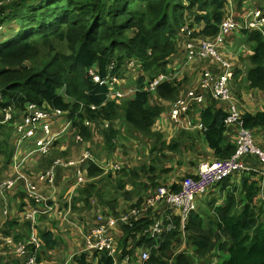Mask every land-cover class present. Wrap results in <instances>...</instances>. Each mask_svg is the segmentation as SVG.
Wrapping results in <instances>:
<instances>
[{
  "label": "trees",
  "instance_id": "16d2710c",
  "mask_svg": "<svg viewBox=\"0 0 264 264\" xmlns=\"http://www.w3.org/2000/svg\"><path fill=\"white\" fill-rule=\"evenodd\" d=\"M252 2L264 16V0H232L237 22L245 16L247 4L252 7L249 5ZM227 14V0H0V30L12 33L0 40V110L12 107L16 114L23 113L33 103L66 113L71 122V138L78 136L89 142L98 135L97 147L103 151L116 149L120 124L132 132L130 137L149 144L150 157L142 158L134 167H115L104 173L93 158L81 164L85 176L91 180L76 188L65 208L84 212L93 207L95 200L100 207L115 213L120 199L142 202L159 186L154 182L157 165L168 159L166 151L177 152L179 144L174 139L166 143L153 127L165 112L164 103L171 106V116L174 102L187 89V80L186 77L162 80L152 89L150 84L158 77L168 76L173 57L179 52L186 53L188 37L181 31L183 25L193 29L192 37L196 40H214ZM240 31L249 41L246 57L239 58L246 63L243 69L235 71L231 65L230 81L231 93L240 95L239 99L243 89L264 94V29ZM129 60L138 63L139 73L133 76L131 84L125 85ZM90 71L100 80L108 79V84L95 81ZM115 91L122 96H109ZM204 99L207 103L200 110V124L205 140L218 159L227 158L236 150L223 136L228 104L220 105V100L210 95ZM195 105L191 103L177 123ZM14 119L0 124V183L14 152ZM240 122L251 131L264 129V105L254 112L242 110ZM59 144L52 141L43 167L53 164L56 157L66 163L71 147L60 148ZM121 146L127 155L126 144ZM249 162L261 165L255 157H250ZM58 166L63 165H57L56 171L60 169ZM163 170L161 166L160 171ZM243 173L237 182L230 181L231 175L213 185L203 196L209 193L211 197L226 189L223 201L216 204L218 199H210L208 212L196 206L189 213L183 231L175 218L176 228L162 236L159 244L145 234L155 215H159L156 211L131 217V224L121 226L115 257L121 260L144 244L151 248L145 264H166L171 257L174 264H197L196 260L199 264H211L214 257L220 259L217 264H264L261 183L253 178L254 172ZM182 178L168 184L171 192L179 190ZM54 204L52 201L47 205ZM45 214L37 216L34 226L39 247L35 249L28 244L26 254L21 256L23 260L0 255V264H25L29 256L39 264L42 261L54 264L49 263L48 254L56 250L59 239L44 224ZM39 221L42 224L37 225ZM30 227V222L21 217H8L0 228V238L11 236L18 243ZM184 246L190 247L192 255L182 250ZM73 262L113 264L114 260L106 252L93 251L91 255L86 252L75 255Z\"/></svg>",
  "mask_w": 264,
  "mask_h": 264
},
{
  "label": "crops",
  "instance_id": "0c3cea01",
  "mask_svg": "<svg viewBox=\"0 0 264 264\" xmlns=\"http://www.w3.org/2000/svg\"><path fill=\"white\" fill-rule=\"evenodd\" d=\"M247 6L245 7V9L247 8L245 16L250 11L248 9H251ZM240 29L242 28L232 31H239ZM242 49H232V51L228 53L224 52L225 56L230 58L234 71L236 69H243L246 63L245 59H239L240 56L245 58L247 54V50H245V52ZM168 67L170 73L168 74L167 80H179L186 77L187 89L184 90L180 96L186 95L189 90L199 89L200 76L203 69H208L214 73L221 69L220 65L213 60H200L199 58L188 59L184 52H179L175 55ZM233 94L235 93L233 92ZM241 95L242 101L236 100L238 109L241 112L242 110L254 112L261 109L264 105V94L261 95V93L254 90L243 89ZM206 103L205 99L202 102L196 103L194 108L190 110L187 115L182 116L179 123L171 119V106L164 103L165 112L156 119L153 131L160 133L166 143L173 139L177 140L179 150L177 152H165L168 155V159L165 160L162 165L160 163L157 165V175L154 178L155 183L159 185H172L175 181L184 176L195 174L200 162L218 159L214 151L208 146V142L204 137V131L199 127L201 122L200 110L206 106ZM224 103L225 102L220 101V105L226 106L227 104ZM14 118L12 130L14 152L11 162L7 166V174L5 173V178L3 179H11L14 185L13 188L7 192L0 191V228L8 217H16L19 219L22 216V208L30 210L29 206L32 207V209L36 208L34 206H37L38 209H41L44 202L48 203L53 201L55 204L52 206L51 210L46 212L45 215L47 216L44 219V224L55 233L56 238L59 239V244L55 251L48 254L51 258L49 263L75 264L73 262V257L75 255L82 252L91 255L93 250L89 248L86 242V236L90 228L99 224L97 220L99 215L104 217L110 215L116 218V222L113 225L106 226L105 234L113 237L115 243L118 244L119 238L122 236L121 226L122 224H126L121 218L129 216L131 211L139 208L146 198L142 202H136V199L132 201L120 199L115 213L107 207H100L95 200L92 201L93 207L84 212H72L69 206L65 208L64 205L70 204L71 198L75 195L78 186L91 180L85 176V173L81 169V164L87 161L82 159L83 155H91L93 158L92 161L97 163V165L103 169L104 173H107L108 171H113L115 167L120 169L124 166H137L144 157L148 159L150 157L148 154L149 144L140 138L130 137L129 135L132 132H127L124 124H120L118 126L121 130V134L117 138L116 149L113 151H103L101 148L99 149V147H97V143L100 140L99 136L96 135L97 133L89 142L81 141L78 136L76 138H71V122L67 114H56L49 119V122L52 121V126H50L49 123L50 132L56 135L54 140L59 141L60 148L70 145L71 155L67 156L69 158L66 159V162L74 161V164L58 166L60 169L55 172L54 180L49 183L44 178H41V176L52 166V162L50 165L43 167L44 159L47 156L39 155L36 157L32 152L35 146V140L42 135L41 125H38L37 131L34 132L33 136L19 139L20 134L17 132V125L23 122V113L16 114ZM225 128L223 132L224 141L235 145L237 140V126L231 125ZM255 130L257 132L255 143L260 147H264V129ZM72 140L76 142H72ZM125 144L127 146V155L123 153L124 150L121 146ZM94 149L95 151L93 152ZM60 159L62 158L56 157V160ZM161 166L164 169L163 171H160ZM28 184H33L34 188L30 189ZM78 206L81 207V209L83 208V206L79 204ZM174 217L176 218V215ZM40 224H42L41 221L37 222V225ZM31 229L30 227V230L27 229V232L25 231V236H23L18 243H15L11 236L0 238V255L17 256L16 258H21V260H23L24 258L21 256L26 253L18 252L17 246L19 244L28 243V239L32 232ZM183 236L181 235L182 238ZM142 246L145 245L142 244ZM141 247L134 251V257L129 255L128 261H124L123 259L119 260L115 257L113 264H145L146 262L140 259ZM149 249L151 251L150 247ZM137 250H139V252H137ZM182 250H186V253L192 255V253H190V248L188 249L184 246ZM177 252L178 250L175 251V253ZM34 264L39 263L35 262ZM40 264H45V261H42ZM166 264H174L173 257H171L169 261L167 260Z\"/></svg>",
  "mask_w": 264,
  "mask_h": 264
},
{
  "label": "built area",
  "instance_id": "2783aa9c",
  "mask_svg": "<svg viewBox=\"0 0 264 264\" xmlns=\"http://www.w3.org/2000/svg\"><path fill=\"white\" fill-rule=\"evenodd\" d=\"M227 2L228 8L231 7L232 0H227ZM238 28L263 30L264 16L262 15V12L258 9L250 10L244 17L242 24L234 20L231 15H227L219 25V30L214 40L208 38L196 40V38L192 37V28L188 25H183L181 28L182 33L188 37L186 43L187 58L213 60L220 65L221 70L214 73L208 69H203L200 76L199 89L189 90L186 95L178 98L172 106L171 117L175 122H178L180 116L190 109L191 103L202 102L206 95H210L215 100L226 102L228 104V115L226 116L224 123L226 126H237V140L235 143L236 150L227 158L200 162L195 174L182 178L178 185L179 190L176 192H171L168 185L161 184L157 186L156 189L153 190V193L145 199L139 208L131 211L129 216L121 218L126 224H131V217L137 218L150 210L156 211L159 215H155L152 224L146 229L145 234L154 240L157 239L158 244L163 240L162 236L176 228L174 220L175 215L179 228L183 231L189 213L197 206L196 199L199 196L204 195L213 185L235 173H256L261 183V196L264 200V149L255 143L252 137V131L244 128L240 122L241 112L236 105V100L234 99L230 88V81L233 76L231 63L227 59V56L218 53L215 48L224 40L226 35L232 30ZM90 73L93 75L95 81L108 84V79L100 80L99 76L93 74L92 71H90ZM167 78L168 76L156 78L150 84V88H155L158 82L166 80ZM116 95L122 96V94L117 91L109 93V96ZM60 113L62 112L55 110L50 111L45 107H39L33 103L28 104L23 112V122L17 125V132L20 134L19 139L33 136L40 124L42 135L35 140V146L32 152L34 154L37 153L40 156H46L49 153L52 141L56 138V135L50 132L49 119ZM14 114L15 110L12 107L0 110V124L9 123L13 119ZM199 127L201 128L202 125L199 124ZM250 157L257 158L261 165L259 167L251 165L249 162ZM82 159L92 160V156L85 154ZM70 164H74V161L63 163L60 160H55L52 166L44 172L41 178H44L47 182L51 183L54 180L56 166ZM13 185L14 182L11 179L3 180L0 183V191L7 192L13 188ZM28 186L30 189L34 188L33 184H28ZM47 204V202H44L41 209L33 208L30 210L24 209L22 211L21 218L30 222L32 232L27 244H19L17 246L18 252L24 253L28 244L34 245L35 249L39 247L34 226L39 214L46 213L52 209L53 205ZM97 220L99 221V224L89 231L86 236V242L89 245V248L94 252H106L114 260L117 255V244L113 237L105 234V230L106 226H111L116 222V218L110 215L105 217L99 215ZM183 235L184 232L182 236ZM149 258V247L142 246L140 248V259L143 262H147ZM123 260L128 261V255H125ZM34 263L35 258L33 256H29L25 262V264Z\"/></svg>",
  "mask_w": 264,
  "mask_h": 264
},
{
  "label": "rangeland",
  "instance_id": "374dc122",
  "mask_svg": "<svg viewBox=\"0 0 264 264\" xmlns=\"http://www.w3.org/2000/svg\"><path fill=\"white\" fill-rule=\"evenodd\" d=\"M249 5H252V7H250L251 9H248V10H253V9H258V7H257V5L255 4V3H250ZM259 10V9H258ZM227 15H231L232 16V18L234 19V17H235V15H234V7H233V3L231 4V7H229L228 8V14ZM245 17V16H244ZM244 17H242L241 18V20H240V23L242 24L243 23V21H244ZM235 20V19H234ZM0 33H1V35H0V40H3V39H5V38H7V37H9V36H11L12 35V33H7L6 31H5V29H1L0 30ZM230 33H232V34H230ZM228 35H226L225 36V38H224V40L221 42V43H219L215 48H216V51L218 52V53H220V54H222V55H225V53L224 52H226V53H228L229 51H232V49H236V50H241L242 48V50L243 51H245V50H247L248 49V44H249V41H248V39H247V35L246 34H244V33H241V31L239 30V31H231ZM238 52V51H237ZM246 52V51H245ZM137 67H139L138 66V63L137 62H135V61H128L127 62V69H125L126 70V72H128L127 74H125V81L124 82H126L125 83V85H129V84H131L130 82L133 80V76H137V74L139 73V71H137ZM232 88V87H231ZM233 97L234 98H236V100L238 99V100H240V102L242 101L241 99H239V97H240V95L238 96L237 94H233ZM50 123V126H52V121H50L49 122ZM252 137H253V139H254V141H255V138L257 137V132H256V130H254V131H252ZM263 149H264V147H263ZM35 156L36 157H38L39 156V154H37V153H35ZM244 174V173H243ZM241 174H238V175H236V173L235 174H233L232 175V177L230 178V181H232V182H237V181H239V176H240ZM253 178L254 179H257L258 180V176H257V174L256 173H254V175H253ZM233 184V183H232ZM227 186H230L229 184L227 185ZM218 189V188H217ZM225 190V192H216V194L215 195H213V196H211L210 197V195H209V193L208 194H206V196H201V197H198L197 199H196V204H197V206L200 208V209H202L203 208V210L204 211H207L208 212V201L210 200V199H212V198H216V199H218V201H216V204H218V203H220V202H222L223 201V199H222V196H224L225 194H227V190L226 189H224ZM228 190H231V188H228ZM238 194H239V192L237 191L236 193H235V196L236 197H238ZM106 197V196H105ZM190 248V247H189ZM192 249V248H191ZM137 252H139V250H137ZM151 252V251H150ZM151 255V254H150ZM132 257L134 256V254L133 255H131ZM128 257H130L129 255H128ZM220 261V259H219V257L217 258V257H214V258H212L211 259V264H217L218 262ZM199 261H197L196 260V263L197 264H199L198 263Z\"/></svg>",
  "mask_w": 264,
  "mask_h": 264
}]
</instances>
